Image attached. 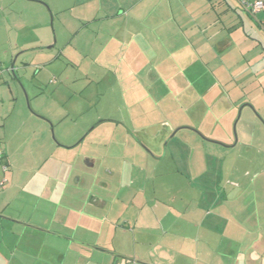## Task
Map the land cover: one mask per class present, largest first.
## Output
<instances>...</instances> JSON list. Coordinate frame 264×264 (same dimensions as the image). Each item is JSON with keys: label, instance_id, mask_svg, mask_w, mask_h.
Segmentation results:
<instances>
[{"label": "crops", "instance_id": "1", "mask_svg": "<svg viewBox=\"0 0 264 264\" xmlns=\"http://www.w3.org/2000/svg\"><path fill=\"white\" fill-rule=\"evenodd\" d=\"M43 1L51 12L61 10L60 17L65 16L60 31L66 39L61 40L58 54L76 46L82 74L87 56L96 57L99 69L107 67L120 84L124 115L149 118L154 107L148 101L158 90L160 98L174 100L164 114H183L189 124L166 119L134 127L135 131L130 128L146 150L137 144L140 153L129 149V159L125 157L122 164L118 155H109L117 146L108 144L112 167L107 173L115 182L113 188L105 184L106 196L83 187L82 175L73 178L71 188L64 182L50 185L51 176L40 188L9 187L6 173L26 141V129L15 112L3 107L5 96H11L4 85L0 89V264H234L235 259L241 261L235 264H245L246 259L264 264V255L252 252L247 258V253L237 252L235 257L233 251L244 242L237 235L245 231L244 214L249 208L248 190L241 187L249 171L234 175L236 163H253L256 155L264 158V127L255 116L264 122V10L250 15L240 7V0ZM30 3L0 0V65L11 62L17 52L29 51L33 43L26 45V40L36 17L43 21L48 17L44 7L33 8ZM136 78L140 82H131ZM133 83L135 87L127 86ZM168 83L173 88H166ZM85 86L83 80L72 95L80 97L88 89ZM131 105L139 110L130 113ZM240 106L241 136L231 146L229 131ZM218 116L225 118L220 129L226 134L216 141L230 150L222 157L220 176L203 169L194 172L198 168L194 153L199 151L204 162L218 156L208 146L220 123ZM138 120L143 118L134 117L132 125ZM114 126V132L124 131L118 123ZM39 132L40 141L50 147L45 122ZM176 136L179 143L166 153ZM61 137L69 140L60 141L64 146L78 139H70L68 132ZM125 137L131 138L128 133ZM187 149L191 154L185 155ZM231 156L235 163H228ZM84 162L90 169L96 161L88 157ZM226 167L232 171L227 178ZM195 178L204 184L215 180L213 190L202 192L192 182ZM54 196L81 207L73 220L69 221L70 209L53 201ZM77 215L80 220H75ZM245 233L247 238L251 235ZM126 247L129 253L123 251Z\"/></svg>", "mask_w": 264, "mask_h": 264}, {"label": "rangeland", "instance_id": "2", "mask_svg": "<svg viewBox=\"0 0 264 264\" xmlns=\"http://www.w3.org/2000/svg\"><path fill=\"white\" fill-rule=\"evenodd\" d=\"M26 1L32 2L30 4H32L31 6L33 8L44 7V9L47 10L48 17L43 21L38 14L36 15L38 16L36 17V26L34 30L31 29L28 32L29 37L26 40V45L29 42L33 43L30 44L31 46L28 48L29 51L25 52L22 50V53L17 52L13 55V60L11 62L7 63V65H0L2 70L0 75V89L3 88L4 85H7L6 87L11 93L10 97L5 96L3 107L7 112H15V118L18 119L17 122H20V124L25 123L23 128L26 129V136H23L26 141L23 146L19 148L20 152L14 154L15 156L10 163L11 167L9 168V172L6 173V179L8 180H6L7 184H9V187L14 185V188H40L41 184L50 182V180L45 181V178L51 176L50 185L56 186L57 183L64 182L71 188L75 186L73 178L76 177V175H82L85 179L82 185L83 187L90 188L94 193L106 196L107 190L104 188L105 184H107L109 188L110 185L111 188H113L115 182V178L109 176V173H107V169L112 167L109 155H118L122 164L125 157L129 159L130 150L140 153L138 147H136L137 144L140 148L146 150L139 140L131 134L130 128L132 131H135L134 127H145L147 124H157L158 122L166 121V119L171 123L185 125V123L189 124V120L183 114H164L167 112L168 108H172L174 100L173 98H160V92H158V90L155 91V95H153V101H148L151 104L150 107H154L153 114L149 116V118L144 116L141 117L139 116L140 114L124 115L123 111H126V107L125 100L122 99L120 84L115 83L114 74L110 77L107 67H102V70L99 69V64L96 65V57L92 58L91 56H87L82 66L85 68V72L82 74L77 65L79 57L76 46L70 45L67 50L65 49L63 51L62 56L58 54L62 45L61 40L66 39V37H64L66 34L64 33L63 35V32L61 33L60 31L65 27L62 21L65 16L60 17L61 10H53L51 12L43 0ZM31 25H33L32 22ZM23 35L26 34H22L21 36L23 37ZM35 38L37 39L33 41ZM39 41L42 43L41 45L37 44ZM50 46L53 47L49 48ZM17 57L20 59L17 60ZM11 66H13V73L10 71ZM98 71H100V73H98ZM136 79L131 80V82H140V78ZM83 80L86 86H88V89L86 88V91L80 95L81 98L73 96L72 92L82 85ZM76 84L77 87L75 86ZM135 85V83L132 85L127 84L128 87H135ZM165 87L173 88V84H165ZM57 88H59V91H55ZM60 88L62 89L60 90ZM250 100L251 99H249V101ZM240 108L241 106L236 112L235 119L229 131L228 139L231 146L237 142V135L241 136L240 131L243 122H240L238 126L237 122L236 125H234L235 121H238ZM129 110L130 113H133L135 110L139 109L131 105L129 106ZM106 111L111 114H108ZM19 112L22 113V117L19 116ZM32 116H34V118ZM255 116L264 127L262 119L256 114ZM134 117L139 119L143 118V120L136 121L133 126L132 122H134ZM221 117L222 116H218V119L220 120ZM145 118L147 120H145ZM224 121L225 118L219 121L220 123L212 136L213 140H210L211 143L208 144L211 148V152L214 154L216 153L218 156L213 157V160H206L204 162L200 152L197 151L198 153L193 154L198 162V168L194 169V172L196 170V172L199 173L203 169L206 171H213V173H217L218 175L221 173V168L223 167L222 157L230 151L225 148L227 145L220 144L216 141V139L221 137L220 134H226L224 131L221 133L222 129H220ZM41 122H45L49 127V140L52 144L50 147H46L44 142L40 141L39 128ZM113 123H118L124 131L118 130L114 132L115 126ZM67 132L71 136L70 139H74L76 136L78 137L76 142L71 146H64L60 142L69 143L68 139L64 140L61 137V133L67 134ZM181 132L184 131H180L179 133ZM127 133L131 136L130 139L125 137ZM32 134H35V138L32 137ZM22 135L25 134L22 133ZM138 137L143 141L142 137ZM179 137L180 136L174 137L173 142L165 149L166 153H169L172 145L176 146V144L179 143ZM254 139L259 142L257 137H254ZM111 143H113L112 146L116 145L117 147H112L109 155H106L107 147ZM165 143L166 142H164L161 147L160 156L163 154V146ZM253 143L258 145L256 142ZM129 144H131V146H129ZM237 149H239V147H237ZM259 151L262 150L260 149ZM254 153L256 154V152ZM189 154H191V152L189 153L187 149L185 155ZM242 155L248 156V153L243 152ZM88 157L96 161L94 167L90 169L84 162V159ZM253 157L254 156H252V158ZM255 157L256 160L254 159L255 161L253 163H236L235 168H237L238 172L233 170L235 171L234 175H242L245 171H249V175L246 179L244 178L245 180L241 184V187L248 190L245 199L249 208L244 214L246 221L243 225L244 230L251 234L247 238L245 231L238 233L237 236L239 238L237 237V239L241 240L242 238L244 242L234 247L233 251L236 253L235 257H237V252L247 253V258L252 252L264 255V158L257 155ZM233 158L234 156H231L230 159H228V163L230 161H234L235 163L236 159ZM139 159L141 160V158ZM224 170H226L227 178L232 171H228L227 167ZM12 173L14 175L13 181L11 179ZM193 175L195 176L196 174ZM70 177L72 179H70ZM214 181L215 180L207 179L204 184L199 179L195 178L192 180L194 185L202 192H208L209 189L213 190ZM223 186L225 188L228 187L225 183H223ZM259 187L261 192H258ZM227 189V191L230 192L229 187ZM185 197L187 199V196ZM231 198H233L232 195ZM68 200L69 201L61 200V198L58 200L55 196L53 198V201H60L62 205L65 203L66 207L70 209V221L74 218L73 216L77 208V203L70 199ZM258 203L261 205L258 206ZM77 209L79 210L81 207L79 206ZM230 209L231 208L228 209V214L229 216H233V211ZM224 213L225 211L223 214ZM80 218L81 217L77 215L75 220H80ZM182 220L185 219L182 218ZM52 229L57 228L53 226ZM168 237L169 236L166 237L165 241H169ZM174 243L176 244V242ZM176 245L178 246V243ZM123 251L129 253L128 248ZM232 261H234V264L236 262L241 263V261H237V259ZM248 263L251 264V261L246 259L245 264Z\"/></svg>", "mask_w": 264, "mask_h": 264}, {"label": "built area", "instance_id": "3", "mask_svg": "<svg viewBox=\"0 0 264 264\" xmlns=\"http://www.w3.org/2000/svg\"><path fill=\"white\" fill-rule=\"evenodd\" d=\"M241 8L248 12V13H258L264 10V4L261 1H255L253 3L247 2V1H241L240 2ZM2 73V70L0 68V75Z\"/></svg>", "mask_w": 264, "mask_h": 264}, {"label": "water", "instance_id": "4", "mask_svg": "<svg viewBox=\"0 0 264 264\" xmlns=\"http://www.w3.org/2000/svg\"><path fill=\"white\" fill-rule=\"evenodd\" d=\"M53 46H50L49 48H52ZM10 71L13 73V66L10 68ZM240 111H241V108H240V110H239V116H238V118L240 117ZM238 120V119H237ZM236 122L237 121H235V124L234 125H236ZM234 133H235V130H234Z\"/></svg>", "mask_w": 264, "mask_h": 264}, {"label": "trees", "instance_id": "5", "mask_svg": "<svg viewBox=\"0 0 264 264\" xmlns=\"http://www.w3.org/2000/svg\"><path fill=\"white\" fill-rule=\"evenodd\" d=\"M241 1H244V0H240V2ZM245 1H247V2H250V3H253V2H255V1H249V0H245ZM240 2H239V4H240ZM262 2V1H261ZM263 3V2H262ZM264 4V3H263ZM241 7V6H240ZM246 12V11H245ZM246 13H248V12H246ZM248 14H250V15H252V13H248Z\"/></svg>", "mask_w": 264, "mask_h": 264}]
</instances>
